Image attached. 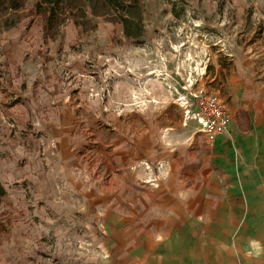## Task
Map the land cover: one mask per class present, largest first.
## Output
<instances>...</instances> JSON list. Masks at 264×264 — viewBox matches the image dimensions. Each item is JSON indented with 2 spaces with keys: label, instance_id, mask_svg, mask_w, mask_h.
<instances>
[{
  "label": "rangeland",
  "instance_id": "1",
  "mask_svg": "<svg viewBox=\"0 0 264 264\" xmlns=\"http://www.w3.org/2000/svg\"><path fill=\"white\" fill-rule=\"evenodd\" d=\"M35 2L0 16V264H161L162 208L180 222L212 155L192 95L264 152V0H143L136 44L91 10L47 37Z\"/></svg>",
  "mask_w": 264,
  "mask_h": 264
},
{
  "label": "crops",
  "instance_id": "2",
  "mask_svg": "<svg viewBox=\"0 0 264 264\" xmlns=\"http://www.w3.org/2000/svg\"><path fill=\"white\" fill-rule=\"evenodd\" d=\"M230 135L210 143L199 187L180 197V222L162 208L172 229L161 235V264H264V152L250 156Z\"/></svg>",
  "mask_w": 264,
  "mask_h": 264
},
{
  "label": "trees",
  "instance_id": "3",
  "mask_svg": "<svg viewBox=\"0 0 264 264\" xmlns=\"http://www.w3.org/2000/svg\"><path fill=\"white\" fill-rule=\"evenodd\" d=\"M27 1L0 0V16H4L6 13L12 14L23 8ZM34 6L36 13L44 17L45 35L53 39L59 36L61 28L70 20L84 29L89 10L94 17H107L122 24L125 37L135 44L141 43L144 39L145 7L143 0H36ZM94 17L90 20H93ZM6 26L10 27L11 25ZM239 115L238 125H240V129L248 131L250 129L249 111H241ZM242 118L246 119V124ZM6 194L0 181V205ZM7 231H9V224L0 220V235Z\"/></svg>",
  "mask_w": 264,
  "mask_h": 264
},
{
  "label": "built area",
  "instance_id": "4",
  "mask_svg": "<svg viewBox=\"0 0 264 264\" xmlns=\"http://www.w3.org/2000/svg\"><path fill=\"white\" fill-rule=\"evenodd\" d=\"M192 96L194 97L188 101V108H193L196 105L195 109L201 110L197 120L202 126L207 127L210 142H214L219 136L226 135L232 118L226 105L218 97L200 98L197 95ZM207 107L208 110H206Z\"/></svg>",
  "mask_w": 264,
  "mask_h": 264
},
{
  "label": "bare ground",
  "instance_id": "5",
  "mask_svg": "<svg viewBox=\"0 0 264 264\" xmlns=\"http://www.w3.org/2000/svg\"><path fill=\"white\" fill-rule=\"evenodd\" d=\"M187 60V59H186ZM185 59L183 60V61H186ZM150 75H152V74H150ZM159 76H161L160 74H159ZM159 78V77H158ZM152 80H154V78L152 77V79L150 78L148 81L149 82H151ZM159 82V81H158ZM134 95H135V102L137 101H140L142 98H143V92L142 91H140V92H135L134 93ZM199 131H203V130H199ZM169 135V133H166V137Z\"/></svg>",
  "mask_w": 264,
  "mask_h": 264
}]
</instances>
